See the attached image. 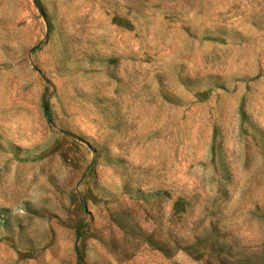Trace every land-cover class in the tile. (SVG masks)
Wrapping results in <instances>:
<instances>
[{"label":"rangeland","instance_id":"374dc122","mask_svg":"<svg viewBox=\"0 0 264 264\" xmlns=\"http://www.w3.org/2000/svg\"><path fill=\"white\" fill-rule=\"evenodd\" d=\"M0 264H264V0H0Z\"/></svg>","mask_w":264,"mask_h":264}]
</instances>
